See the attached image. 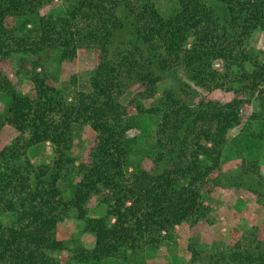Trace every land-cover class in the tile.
<instances>
[{"label": "trees", "instance_id": "1", "mask_svg": "<svg viewBox=\"0 0 264 264\" xmlns=\"http://www.w3.org/2000/svg\"><path fill=\"white\" fill-rule=\"evenodd\" d=\"M54 2L0 0V95L10 98L0 125L17 133L0 149V264H64L63 252L70 261L99 263L170 245L177 227L209 220L205 193L221 184L228 133L251 106L242 97L194 104L192 86L178 73L208 93L257 91L264 59L249 41L264 30V0H176L171 16H164L155 0H63L60 14L41 15ZM82 49L95 53L92 90L72 98L41 56L56 52L74 63ZM17 57L18 74L33 85L27 94L18 92L11 78ZM168 79L173 86L159 94ZM134 87L139 90L124 104ZM155 99L156 105L147 107ZM145 114L160 115L153 167L131 169L128 133ZM260 119L256 138L264 142V116ZM83 126H90L95 138L77 166L74 133ZM46 143L53 157L36 166L30 150ZM75 169L81 177L67 198L60 185ZM248 175L256 179L249 188L264 206V175L257 163L243 166L242 176ZM93 196L106 205L102 217L87 208ZM74 214L95 237L93 248L58 239L59 225ZM6 215L15 222H5ZM190 250L193 262L202 264H264V225L237 232L228 246L211 253L195 245Z\"/></svg>", "mask_w": 264, "mask_h": 264}, {"label": "rangeland", "instance_id": "2", "mask_svg": "<svg viewBox=\"0 0 264 264\" xmlns=\"http://www.w3.org/2000/svg\"><path fill=\"white\" fill-rule=\"evenodd\" d=\"M155 2L164 16H171L178 10L176 0H155ZM63 9V0H55L51 6L41 11V15H57ZM37 20L35 18V22ZM249 47L259 60L264 59V30L258 29L254 32L249 41ZM41 57L57 85L68 91L72 98L79 92H91L90 75L96 65L95 53L92 49L80 50L74 63L63 62L59 53L56 52ZM19 59V57L15 58L11 78L17 91L27 94L32 90L33 85L25 74H18ZM220 66L218 67L221 68ZM247 69L252 72L254 68L249 66ZM178 77L184 83L192 86L190 100L194 104L208 100L229 102L235 97L251 100V106L242 112V124L228 133L221 161V184L214 187L209 193H205V198L212 207L209 220L201 222L196 227H191L188 224L177 227L174 242L154 251L137 255L128 251L120 258L99 263L70 261V254L63 252L59 258L64 264H202L201 262H193L190 245L198 246L200 250L208 254L216 248L228 246L237 232H246L253 227L264 225V206L258 202L257 197L249 188V186L254 187L256 185V179L251 175L242 176L243 166L254 162L259 165L261 173L264 175V142L256 138V134L262 130L260 118L264 116V81L260 83L257 91L247 94H236L224 90L208 93L194 88L184 73L179 72ZM172 86V79L162 82L159 86V94ZM138 90V87H134L129 91L124 97L123 103L128 104ZM156 102L157 99L148 101L146 105L151 108L156 105ZM9 103L10 98L1 94L0 119L8 111ZM159 121L160 115L145 114L137 120L136 127L129 131L128 137L133 140L131 169L150 170L153 167V134ZM16 135L13 127L6 124L0 125V149L10 144ZM94 138L95 133L90 126L76 128L72 154L76 159L77 166L87 159ZM30 157L36 166L48 164L53 157L52 145L46 143L31 149ZM80 177V173L75 169L61 183L60 188L65 197H71ZM87 208L93 217H102L107 210L106 205L101 202L98 196H93L90 199ZM3 220L8 223L15 222L11 215L4 216ZM57 236L60 241L79 240L87 248L95 246V237L84 231L83 222L79 221L75 214L59 225Z\"/></svg>", "mask_w": 264, "mask_h": 264}]
</instances>
